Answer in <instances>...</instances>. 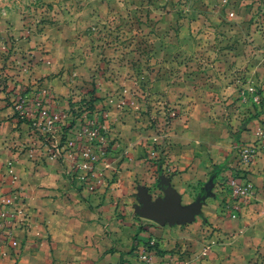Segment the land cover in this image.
Here are the masks:
<instances>
[{"label":"rangeland","instance_id":"374dc122","mask_svg":"<svg viewBox=\"0 0 264 264\" xmlns=\"http://www.w3.org/2000/svg\"><path fill=\"white\" fill-rule=\"evenodd\" d=\"M55 82L69 88L65 108L60 104L57 111L52 110V100L59 99L51 89ZM0 88L8 89L14 113L20 106L29 115L27 124L39 139L33 124L47 98L52 111L67 109V120L76 115L95 120L105 135L114 121L108 149L129 146L141 168L130 192L116 203L89 205L112 215L110 226L126 216L147 230L155 228L139 216L138 195L144 191L155 203L172 181L183 182L187 188L174 191L180 208L204 197L190 219L162 223L173 229L170 250L182 248V242L185 247L204 242L221 260L217 264H264V216L253 219L251 228L233 231L226 214L220 211L225 219L217 223L202 209L214 203L209 191L220 176L218 166L227 165L221 176L234 170L232 153L243 121L264 123V115L246 101L253 94L264 101V0H0ZM109 112L112 121L105 123ZM172 154L194 160L179 166ZM192 163L204 171L198 179L187 172ZM66 175L83 199L95 190ZM16 180L14 173L10 182ZM8 193L2 200L15 195V206L23 204L22 187ZM15 206L4 207L10 228L6 234L0 230L2 249L13 246L7 240ZM254 212H263L261 205L247 206L245 215ZM183 232L187 241L178 239Z\"/></svg>","mask_w":264,"mask_h":264},{"label":"crops","instance_id":"0c3cea01","mask_svg":"<svg viewBox=\"0 0 264 264\" xmlns=\"http://www.w3.org/2000/svg\"><path fill=\"white\" fill-rule=\"evenodd\" d=\"M47 89L51 92L50 87ZM51 89L53 96L59 97V99L52 100L54 104L52 110L57 111L60 104L61 109H64L69 88L55 82ZM7 90L4 91L0 88V200L7 196L15 185L23 188L25 200L22 205L15 206L11 210L12 224L7 242L12 241L16 244L7 245L4 249L0 246V264H59L60 262L142 264L136 253L128 252L131 249L134 235L143 240L149 238L157 245L160 252L152 253L151 264H183L185 261H188L189 264H217L221 261L215 254H210L211 245L208 246L204 242L199 246L186 244V247L182 242V248L177 247L171 251L173 244L169 236L173 234V229L168 224L162 226V223H155L153 224V226L156 225L155 228L150 227V230H147V226L136 225V220L124 216L121 219L122 223L117 219L114 225L110 226L111 219L115 218H112V215L95 212L90 209L89 205L101 201L116 203L118 197H122L123 193L126 195L130 192L131 186L129 185L132 180L136 179L135 174H138L141 168V161L131 156L132 150L129 146H124L123 150H119V152L108 149L106 155L94 168L95 190L88 195L85 194L83 199L75 189L76 181H71V178L66 175L72 162L47 157L41 139L36 137L26 122H18L14 116L12 104L8 102L10 93H7ZM55 91L59 94L56 95ZM247 102L253 104L257 115L263 117V100L260 105L254 104L250 100ZM67 113V109L61 112L66 120ZM108 119L104 122L112 121L111 112H109ZM243 122L239 128V134L236 135L235 146L258 143L255 132L258 128L264 129V123L259 121L253 125V122L247 120ZM112 124L114 121L108 125V133L105 135L107 139H111L113 134L109 130H116ZM59 137V133L56 134L55 140L57 141ZM235 153L236 150L232 155L235 156ZM192 160L194 159L189 154L187 156L172 154L171 156V161L179 166H187ZM9 166L12 167L16 175L15 184L10 182L11 177L7 173ZM226 166H218L219 175L223 174L221 171ZM113 170L116 175L111 178L110 173ZM187 172L191 173L189 175L191 179H198L204 173L203 170L198 169V165L195 163H192ZM245 174L254 186L255 197L250 204L241 209L237 219L229 218L233 223L231 225L233 231L251 228L253 219L261 215L264 216V148L261 149ZM171 183L172 189L179 193L187 188V183L175 181ZM122 188H126V191H123ZM211 188L209 192L214 203L208 201L204 207L203 205L201 207L206 215H209L208 218L218 220L217 223H220L225 219L220 215L221 205L225 204L224 202L228 201L230 197L225 190L216 187V183H213ZM208 196L206 197L208 198ZM260 205L263 212L258 214L254 212L250 216L245 215L247 206L252 210L253 208L258 209ZM217 214L219 216H216ZM246 217H251L252 220L247 221ZM221 228L223 229V226ZM176 233L180 235V232ZM185 233H181L178 239L184 238L187 241L189 236L188 233ZM167 240L170 241L167 243ZM204 246L208 248V253L205 255L207 258L200 254Z\"/></svg>","mask_w":264,"mask_h":264},{"label":"built area","instance_id":"2783aa9c","mask_svg":"<svg viewBox=\"0 0 264 264\" xmlns=\"http://www.w3.org/2000/svg\"><path fill=\"white\" fill-rule=\"evenodd\" d=\"M44 91V89L41 90L43 97H45ZM249 100L257 105L262 103V98L258 94H253L250 98L247 97L246 101ZM17 113L20 117L28 118L29 116L24 110H20V106H17ZM35 117L33 125L36 126L41 135V143L46 150L47 157L71 161L72 165L67 173L70 172L74 178L79 179L81 183L87 184L89 189L92 190L94 188V167L106 155L105 145L108 142L105 134L100 129L102 124L95 120H85L79 127L75 126L71 133L65 132L64 127L68 125L69 120H66V117L63 118L62 114L51 110V101L48 98L45 104H41L40 108L37 109ZM73 119L76 122L80 120V118ZM58 133L63 138L60 142H57L54 138ZM255 136L258 143L239 144L236 146L235 154L237 160L234 170L230 171L229 175H220L216 180L218 184L215 182L216 186L220 190H225L230 197L220 208L223 215L226 214L230 219H237L241 209L250 204L255 197L254 186L247 179L245 171L255 161L261 149L264 148V129L258 128ZM151 154L153 155L154 152L152 151ZM7 173L12 179L14 178V171L11 166L7 168ZM14 200L15 195L11 200L9 198L2 200V203L6 206L2 205L7 208L15 206ZM3 206H0V230L4 229L10 222L9 215L6 214V208ZM15 244L13 242V245ZM150 244H153L152 240ZM207 253L208 248L204 246L200 254L205 256ZM138 259L142 264H151L152 253L143 249L140 251ZM66 264L72 263L68 262ZM183 264H189V262L185 261Z\"/></svg>","mask_w":264,"mask_h":264},{"label":"water","instance_id":"95a60500","mask_svg":"<svg viewBox=\"0 0 264 264\" xmlns=\"http://www.w3.org/2000/svg\"><path fill=\"white\" fill-rule=\"evenodd\" d=\"M163 183V182H162ZM165 197L158 199L157 202H150L144 191L140 192L138 198L141 205L136 208L140 217L161 224L165 219H170L171 223L175 221H185L192 217V214L198 210L201 196L191 206L186 209L180 208L178 198L173 189H164Z\"/></svg>","mask_w":264,"mask_h":264},{"label":"trees","instance_id":"16d2710c","mask_svg":"<svg viewBox=\"0 0 264 264\" xmlns=\"http://www.w3.org/2000/svg\"><path fill=\"white\" fill-rule=\"evenodd\" d=\"M92 105H94L95 103L94 102H91ZM37 115V114H36ZM72 115V114H71ZM14 116L16 117L17 121L18 122H26V123H29L30 120L29 118L27 117H23L21 118L19 116V114L17 112L14 113ZM74 118H77V115L74 116ZM81 121V122H80ZM82 120H79L78 122H76L73 118L71 120L68 121V125L64 127V130L65 132H68V133H71L73 130H74V127L76 125L79 124H82ZM63 140V138H61V141ZM108 143L105 145V151L107 152L108 151ZM230 174V171L229 172H226L225 175H229ZM83 185H85L84 183H82ZM80 188V186H78ZM80 191V190H79ZM1 204V202H0ZM10 228L9 225H6L3 229V234H6L8 229ZM2 234V235H3ZM3 237V236H2ZM1 237V241H4V239ZM140 243V244H139ZM143 249H146L147 251H151V253H159L160 251L157 249V245L155 243L153 244H150V239H146V240H143V239H139L137 238L136 235H134L132 237V246H131V249L128 251L130 253L134 252L136 253V255H139L140 251L143 250ZM162 252V251H161ZM68 262H60L59 264H66Z\"/></svg>","mask_w":264,"mask_h":264}]
</instances>
